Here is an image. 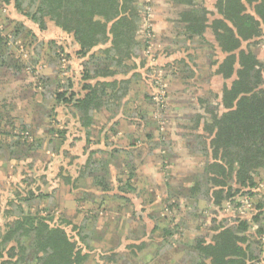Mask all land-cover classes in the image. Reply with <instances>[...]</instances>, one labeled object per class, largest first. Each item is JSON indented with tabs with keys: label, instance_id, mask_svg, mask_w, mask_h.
<instances>
[{
	"label": "trees",
	"instance_id": "16d2710c",
	"mask_svg": "<svg viewBox=\"0 0 264 264\" xmlns=\"http://www.w3.org/2000/svg\"><path fill=\"white\" fill-rule=\"evenodd\" d=\"M168 1L173 6L183 8L179 13V22L189 39L203 37L207 29L212 30L218 49L224 54L215 74L223 81H231V84H224L217 105L200 98L195 112L179 118L188 119L186 125H181L184 145L197 165L177 185H169L162 202L168 205L169 210H175L183 200L187 214L198 217L201 203L220 209H224V204H229L240 210L241 205L235 198L242 195L250 198L255 214L250 220L238 218L227 220V223H216L205 233V229L199 228L197 237L187 242L177 241L178 256L171 262H164L163 258L171 249H175L172 241L176 232L171 229L174 221L165 215L162 223L155 228V232L161 230L164 233L161 244L155 246V255L139 260L133 251L118 254L110 250L111 254L106 260L114 264L118 263V258H123L124 264H257L262 258L264 264V193L259 191L260 184H264V62L255 51V46L264 35V0H217L215 9L219 18L211 22L210 12L194 6V0ZM8 5L41 31H46L48 23H53L68 36L72 35L78 46L76 56L87 57L83 80L95 83L86 82L81 89L84 92L82 96L78 97L72 91L73 79L64 86L57 84V88L67 87L63 93L52 89L49 94L53 104H72L75 117L86 131L89 142L95 113L110 110L111 100L119 106L129 97L134 79L131 76L118 80L116 76H128L136 67V59L141 58L143 45L137 34L144 7L140 0H0V6ZM248 9L253 14L248 13ZM11 21L14 25L10 39L12 44L9 45L0 33V67L7 63L9 68L23 69L15 58V45L24 42L29 47L32 43L30 38H37L22 21ZM47 45L39 42L38 48H34L38 58L40 49ZM54 46L58 48L57 43ZM38 58L30 62L36 65ZM10 62L12 67L9 66ZM49 81V78L41 77L43 90H49L53 85ZM41 94L46 99V92ZM161 136L164 135L161 134L158 139ZM157 143L151 142L149 145L150 153L147 156L153 162ZM160 144L167 148L168 142L163 140ZM17 148H22L25 153L37 152L42 149V142L36 139L32 142L29 139L23 142L16 140L7 149L15 156L14 150ZM134 153L120 149L92 151L81 167L78 180L91 178L94 187L109 192L112 161H118L121 168L124 162H120V158H129L125 161L129 167L127 181L119 180L118 189L135 193L138 188L134 182L137 168ZM95 154L99 157L94 158ZM139 157L142 155H137V159ZM160 157L169 163L167 161L175 159L176 155L168 147L163 153L160 152ZM67 181L70 182V178ZM26 194L28 198L22 192L13 197L7 196L1 210L0 264H85L90 256L83 253L78 240L87 250L91 249L89 243L93 237L97 238L94 224L84 218L79 225H73V233L78 238L73 240L65 228L52 224V215L43 216L33 212L31 206L28 210L23 207L25 203L36 200L48 199L51 204L52 195L43 192L35 194L34 191H27ZM115 199L116 202L128 200L118 195ZM107 205L104 210L108 209ZM61 223L70 224L63 219ZM255 225L256 234L260 235V238L256 237L258 240H252L248 234ZM180 226L175 228L179 229ZM183 226L186 229L185 223ZM121 230L118 235L122 234ZM114 231L115 228L110 225L107 233ZM134 239L137 240L136 237ZM143 245L146 244L128 248L143 250Z\"/></svg>",
	"mask_w": 264,
	"mask_h": 264
},
{
	"label": "rangeland",
	"instance_id": "374dc122",
	"mask_svg": "<svg viewBox=\"0 0 264 264\" xmlns=\"http://www.w3.org/2000/svg\"><path fill=\"white\" fill-rule=\"evenodd\" d=\"M140 3L144 7L137 34L143 45L141 58L136 59V67L128 76H116L118 80L131 76L134 79L129 97L119 106L114 105L111 100L110 110L95 113L89 142L86 131L75 117L76 111L72 104H53L49 94L52 89L63 93L67 87L57 88V84L64 86L73 79L72 91L79 97L84 94L81 89L86 82L95 83L83 80L84 65L88 59L76 56L78 47L74 37L69 35V40H61L52 30L51 23H48L46 31H41L33 22L16 13L12 6H0V33L9 45L12 44L10 39L14 30L10 19L22 21L27 28L33 30V35L37 38H30L32 45L29 44V47L25 46L24 42L23 45L19 42L15 45V58L20 61L23 69L13 68L11 62L9 66L12 68H9L7 63L0 67V213L4 209L7 196L13 197L22 192L23 196L28 198L27 191L52 195L51 204L48 199L36 200L25 203L23 207L28 210L31 206L33 212L43 216L52 215V224L65 228L73 240L78 238L73 233L72 226L79 225L84 218L90 220L97 232V238L93 237L92 241L91 237L89 239L91 249L87 250L78 240L83 253L90 256L85 264H114L106 260L111 254L110 250H115L118 254L133 251L139 260L151 254L155 255V246L161 244L164 238V233L161 230L155 232V228L163 221L165 215L174 221L171 229L176 232L172 241V247L175 249H171L163 258L164 262H171L178 256L177 241L187 242L197 237L199 228L205 229V233L216 223H227V220L238 218L250 220L255 214L250 198L242 195L235 198L241 205L240 210L230 207L229 204H224V209H220L201 203L198 217L187 214L183 200L175 210H169L168 205L162 202L163 198H166L169 185H177L197 165L184 145V129L181 125H186L188 119L179 118L184 115L183 111L195 112L193 109L198 107L200 98L217 105L224 84L230 85L231 81H223L215 74L217 64L223 60L224 54L218 49L211 29H207L203 37L189 39L184 35L183 25L179 22V13L183 8L170 3L167 6L160 0H140ZM215 3L216 0H194L193 5L210 12L211 22L218 17L213 16ZM248 13L253 14V11L248 9ZM5 18L8 19L4 20ZM259 40L261 41L255 46V51L258 58L264 62V35ZM38 41L48 44L40 49L39 58L34 52V48H38ZM172 41L174 46L179 45V48L185 49L177 54V58L183 57L182 60L186 62L187 68L181 67L182 72L174 73L175 62L168 54ZM56 43L58 48L53 47ZM37 58L36 65L30 62L31 59L34 61ZM41 77L49 78V84H53L49 90H43ZM42 90L47 94L46 99L41 94ZM181 105H184L185 109L179 114ZM161 134L164 136L158 139ZM26 138L29 142L40 140L42 149L25 153L24 146H21L23 149H15V156H12L7 149L9 145L16 140L28 141ZM163 140L168 142L167 148L160 144ZM151 142H158L154 152L159 156L154 158V162L151 157L147 158ZM168 147L176 157L166 163L160 157V152L163 153ZM114 149L135 152L134 164L137 168L134 182L138 192L127 193L118 189L119 180L127 181L129 167L125 165V161L129 158H120V162H124L121 168L117 164L118 161H112V176L108 179L111 188L109 192L94 187L91 178L78 180L81 167L92 151L110 152ZM137 155L142 157L137 159ZM144 155L147 156L145 159ZM97 157L99 155L95 154L94 158ZM151 163L157 164L158 170L156 165L150 169ZM68 178L70 182L67 181ZM259 189L263 194L264 184H260ZM117 195L128 200L116 202ZM106 205L108 209L104 210ZM62 219L71 225L61 223ZM182 223H185L186 229ZM110 225L115 231L107 233ZM2 226L3 219L0 215V231ZM178 226L179 229L175 228ZM119 229L121 235H118ZM256 229L255 225L253 231L248 233L252 240L260 238ZM143 243L146 244L143 245V250L128 248ZM124 263L123 258H118L116 264ZM257 264H263L262 258Z\"/></svg>",
	"mask_w": 264,
	"mask_h": 264
},
{
	"label": "crops",
	"instance_id": "0c3cea01",
	"mask_svg": "<svg viewBox=\"0 0 264 264\" xmlns=\"http://www.w3.org/2000/svg\"><path fill=\"white\" fill-rule=\"evenodd\" d=\"M160 1H162L164 4H167V6H169V4L167 3V1L166 0H160ZM216 2H217V0H216ZM216 4V3H215ZM214 13L213 14H215L216 16H218L217 15V11H216V9H214ZM158 17L160 18L161 16L160 15H158ZM216 18H218V17H216ZM215 19V18H214ZM169 20V19H168ZM52 25V30L55 32V33H57L58 34V36L61 38V40H69L68 38H69V36H67V34H65L60 28H58V27H56L53 23H51ZM50 26V27H51ZM50 27H49V29H50ZM170 29H171V32H173L174 31V28L172 27V25L170 26ZM176 46V47H175ZM174 46V43H173V41H172V44L170 43V52L168 53L170 56H171V58H172V61L173 62H175L174 63V65L173 66H175L176 67V70L174 71V73L177 71V72H182L181 70H183V68H181V67H184V68H187V66H186V62H184V60H182V59H184L183 57L180 59V58H177V54H179L180 52H183L184 50L182 49V48H179L178 46L179 45H175ZM78 47V46H77ZM175 47V48H174ZM182 49V50H181ZM184 54V53H183ZM173 73V74H174ZM175 81H176V78L174 79V84L173 85H175ZM185 87V86H184ZM184 91H186V88H185V90ZM172 95H173V93H172ZM174 101V100H173ZM181 107V112H178L179 114H181L182 113V111L185 109V106L184 105H181L180 106ZM194 110H197V108L196 109H193V111ZM190 112H192V111H190ZM188 113V112H186V111H183V114L184 115H186V113H188V114H191V113ZM184 115H182V116H184ZM158 156V154H156L155 155V158ZM147 156L146 155H144V158L143 159H145ZM147 158H150V157H147ZM152 159V158H151ZM155 165L157 166V164H155V163H151L150 164V169H152V168H155ZM11 166V165H10ZM9 166V167H10ZM157 170H158V166H157ZM10 174H11V171L9 172Z\"/></svg>",
	"mask_w": 264,
	"mask_h": 264
}]
</instances>
